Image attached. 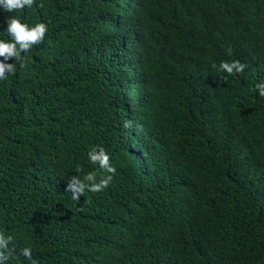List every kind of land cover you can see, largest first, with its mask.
Masks as SVG:
<instances>
[{"label": "trees", "instance_id": "1", "mask_svg": "<svg viewBox=\"0 0 264 264\" xmlns=\"http://www.w3.org/2000/svg\"><path fill=\"white\" fill-rule=\"evenodd\" d=\"M0 80L5 264H264V0H35ZM247 65L229 75L223 61ZM130 122L129 127L125 123ZM77 202L72 176L104 175ZM80 168L81 171H77Z\"/></svg>", "mask_w": 264, "mask_h": 264}, {"label": "clouds", "instance_id": "2", "mask_svg": "<svg viewBox=\"0 0 264 264\" xmlns=\"http://www.w3.org/2000/svg\"><path fill=\"white\" fill-rule=\"evenodd\" d=\"M35 0H0V7L5 12H15L17 10L24 9L26 6L31 8ZM6 32L11 37L10 41L0 40V57L4 58V61L14 58L21 61V67H25L24 57L22 53H27L34 45H38L43 42L47 33V26L44 23H37L34 27H29L26 23H22L21 20L15 16L9 17L6 21ZM0 61V80H6L8 73L15 72V65ZM213 68H217L218 71L227 72L229 75H235L237 73H243L247 65L240 61H223L219 65L213 63ZM256 89L259 95L264 97V84H257ZM130 122L125 123V127H129ZM89 159L92 164H98L104 175L97 181L96 175L89 173L81 179L79 176H72L67 183L65 191L71 193L73 200L79 202L81 196L85 191H91L93 193L101 192L109 186L116 173V168L110 163V156L105 152L103 148L93 149L89 152ZM77 171H81L77 168ZM12 236H5L0 231V264H5L9 260L14 249L9 247L12 242ZM21 254L28 260L32 261V264H36V261L32 259V252L30 248H23Z\"/></svg>", "mask_w": 264, "mask_h": 264}]
</instances>
